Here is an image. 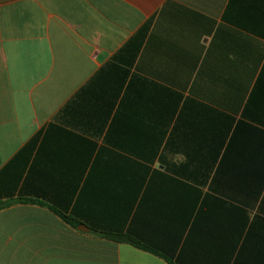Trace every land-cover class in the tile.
Returning <instances> with one entry per match:
<instances>
[{
	"label": "crops",
	"instance_id": "obj_1",
	"mask_svg": "<svg viewBox=\"0 0 264 264\" xmlns=\"http://www.w3.org/2000/svg\"><path fill=\"white\" fill-rule=\"evenodd\" d=\"M261 34L264 0H0V264H169L92 230L209 264L175 237L183 179L163 164L203 162L219 116L244 121Z\"/></svg>",
	"mask_w": 264,
	"mask_h": 264
},
{
	"label": "trees",
	"instance_id": "obj_2",
	"mask_svg": "<svg viewBox=\"0 0 264 264\" xmlns=\"http://www.w3.org/2000/svg\"><path fill=\"white\" fill-rule=\"evenodd\" d=\"M260 36L264 38L263 34ZM243 118L231 132L235 119L219 116V130L211 132L207 146L196 148L202 151L203 162L163 164L183 179L173 185L177 194L170 197L171 216L178 232L175 237L180 241L186 234L187 243L182 252L199 254L204 250L210 254L209 264H264V219L256 215L250 222L249 215V210L254 209L264 195V129L252 125L259 123L264 127V94L258 99L251 96ZM158 149L151 146L128 150L132 155L153 161ZM206 189L209 193L204 194ZM13 203H3L2 207ZM53 211L73 228L79 226L78 220ZM92 232L110 241L131 244L169 264L196 262L185 257L168 258L130 235ZM202 261L199 257V264Z\"/></svg>",
	"mask_w": 264,
	"mask_h": 264
},
{
	"label": "water",
	"instance_id": "obj_3",
	"mask_svg": "<svg viewBox=\"0 0 264 264\" xmlns=\"http://www.w3.org/2000/svg\"><path fill=\"white\" fill-rule=\"evenodd\" d=\"M78 229L80 231H89V229L86 226H84V225H80Z\"/></svg>",
	"mask_w": 264,
	"mask_h": 264
}]
</instances>
